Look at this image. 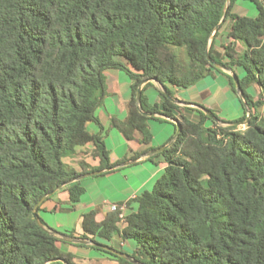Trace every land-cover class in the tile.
Segmentation results:
<instances>
[{
  "label": "trees",
  "instance_id": "obj_1",
  "mask_svg": "<svg viewBox=\"0 0 264 264\" xmlns=\"http://www.w3.org/2000/svg\"><path fill=\"white\" fill-rule=\"evenodd\" d=\"M245 1L256 6V18L233 13L237 0H0V264H76L57 246L64 234L40 218L41 228L33 211L62 185L56 193L68 191L73 210L85 188L70 181L119 169L96 115L110 69L132 80L127 119H112L126 140L140 132L149 144V121L161 120L139 111L137 92L146 80L143 112L178 121L181 134L159 154L167 166L152 191L116 205L101 222L97 211L85 214L82 235L65 236L95 244L133 239L138 249L132 257L140 264H264V0ZM226 22L232 42L217 49ZM237 42L245 46L241 53ZM171 46L186 49L187 65ZM208 56L245 72L238 78L240 97L253 114L244 131L219 126L230 122L205 108L192 120L191 109L172 100L170 86L187 89L223 73ZM153 80L164 87L162 104H149L145 95ZM231 85L237 92L232 77ZM251 86L257 97L247 92ZM247 117L248 111L236 122ZM90 122L101 131L89 133ZM90 144L100 166L70 168L65 159ZM133 202L137 209L121 218L120 207Z\"/></svg>",
  "mask_w": 264,
  "mask_h": 264
},
{
  "label": "crops",
  "instance_id": "obj_2",
  "mask_svg": "<svg viewBox=\"0 0 264 264\" xmlns=\"http://www.w3.org/2000/svg\"><path fill=\"white\" fill-rule=\"evenodd\" d=\"M245 2L247 1L237 0L233 7V13L240 16L256 18L258 16L256 6L251 2L256 8L254 9V7L249 6ZM223 28H225L224 33H221ZM223 28L216 38L215 44L217 49L222 46H228L232 42L228 37L229 22H226ZM236 49L241 53L245 50V46L242 42H237ZM238 70H241V68H235L234 72L237 74ZM234 72L224 70L223 73L214 72L208 77L215 79L217 82L210 85H207L205 83L206 81L201 80L196 85L187 89L172 86H170V89L173 91L174 99L178 105L191 109L188 110V115L192 120L199 121L198 111H204L203 108H205L216 111L219 114V119H222V121L235 122L245 116L247 108L240 94L232 88L231 77L233 78ZM125 74L124 71L118 69H110L106 72V84L109 82V89L107 87V90L115 93L114 95L116 97H113L109 91L111 96L106 100V104L96 112L101 125L104 127L102 135L104 136L107 149L110 153L111 163H120L118 164V170L128 169V172L124 174V186L115 189L114 194L109 195L101 190L100 182L102 181L83 183L86 178L80 180L81 185L85 188V193L81 196L80 201L75 205L73 210H71L72 204L68 191L64 190L55 193L40 206L38 215L49 228L58 233L64 235L74 233L76 237H80L83 233L82 221L85 214L95 210L97 211V221H103L111 211L113 205L125 204L144 192L150 191L148 188L151 183L150 189L153 190L155 183L162 177L165 171L167 164L163 155H159L160 153L155 154L158 156L153 160L148 159L152 156L147 157L146 155L151 151L161 149L169 144L177 131V125L174 120L160 115H156V117L161 118V120L151 119L149 121V128L152 134V140L149 144H143V135L140 132H135L134 140L128 141L116 128L112 127L113 118L124 121L129 114L128 104L132 98V80L129 75L126 74V76ZM152 83L153 85L145 92L148 102L151 105L162 104L164 102V97L162 96L165 92L164 87L157 81L153 80ZM146 84L142 85V90ZM254 91V96L257 97L259 91L255 87ZM90 123L87 125L89 133L97 134L101 131L99 125L89 129ZM155 124H159L162 127V133L164 135L160 138L156 135L155 129L157 125ZM94 149L95 147L91 144L78 148V153H82V156L77 158L81 161L80 163L85 162L90 167L100 166V159L93 156ZM137 154H141L140 158L133 159ZM125 159H128V161L121 163ZM65 162L67 161L65 160ZM78 166L75 169L81 171V165L79 164ZM108 173L107 171L101 175L92 177H99ZM132 177L140 181V184L133 187L130 181ZM136 209V202H133L130 208L122 206L120 207L122 212L121 216L123 217L125 214ZM129 240L133 239L123 240L121 237L116 236L112 240H104L102 243L132 256L137 251L138 244L137 242L132 243ZM77 243L67 237H61V241L57 242V246L63 253L73 255L76 264H122L118 258H115L111 254L93 248L92 244L82 243L83 245H78ZM124 248H129L131 253L125 252L123 250ZM60 262L64 263L63 261ZM48 264H59V262L53 261ZM129 264L133 263L130 262Z\"/></svg>",
  "mask_w": 264,
  "mask_h": 264
},
{
  "label": "rangeland",
  "instance_id": "obj_3",
  "mask_svg": "<svg viewBox=\"0 0 264 264\" xmlns=\"http://www.w3.org/2000/svg\"><path fill=\"white\" fill-rule=\"evenodd\" d=\"M245 3H247L249 6H251V7H254V9H256L255 8V6L251 3V2H245ZM224 30H225V28H223V30L221 31V33H224ZM171 49L173 50V52H175L176 53V55L178 56V58H179V60H180V62L183 64V65H187L188 63H189V58H188V54H187V51H186V49H184V48H179V47H174V46H171ZM125 72V71H124ZM126 73V72H125ZM127 74V73H126ZM125 74V75H126ZM128 75V74H127ZM126 75V76H127ZM237 77L239 78V79H242V78H244L245 77V72L241 69V70H238L237 71ZM202 81H206L205 83L207 84V85H210V84H212V83H215V82H217L215 79H213V78H209V77H207L206 79H204V80H202ZM107 87H108V89H109V82H107ZM110 91V90H109ZM109 91L107 90V95H106V97H105V99H104V102H103V105L102 106H104L105 104H106V100L108 99V97L109 96H111L110 95V93H112V95H113V97H116V95H114L115 93H113L112 91H110V93H109ZM247 92L249 93V94H251V95H255V91H254V87L253 86H251V87H249L248 89H247ZM101 106V107H102ZM228 108V107H227ZM215 114H216V116L218 117L219 116V114L216 112V111H214V110H212ZM260 113L261 114H264V109L263 108H261L260 110ZM98 117V116H97ZM219 118V117H218ZM222 120V119H221ZM236 122V121H235ZM245 122V121H244ZM244 122H242V123H244ZM155 125H157L156 126V129H155V131H156V135H157V137L158 138H160V137H162L163 135H164V133H162V127L159 125V124H155ZM163 125V124H162ZM212 125V123L209 121L208 123H207V126H211ZM98 126V124L96 123V122H91L90 123V125H89V129H91L92 127H97ZM219 126H222V127H228L229 125H226V124H221V123H219ZM100 127V126H99ZM102 127H103V125H102ZM239 129L240 130H242V131H244V130H246L247 129V125H245V124H240L239 126ZM103 129H104V127H103ZM80 148V147H79ZM82 156V153L81 152H77V154L76 155H74L73 157H69V158H66L65 160L67 161L66 162V164L70 167V168H78L79 166V164H81L80 162V160H78L77 158H79V157H81ZM79 162V163H78ZM110 162H111V157H110ZM78 164V165H77ZM112 164V163H111ZM128 172V169H126V168H124V169H121V170H114V171H111V172H109L108 174H105V175H103V176H99V177H90V178H86L85 180H84V182L83 183H89V182H91V181H102V182H100V188H101V190L103 191V192H105V193H107V194H109V195H113L114 194V192H115V189H117V188H122L123 186H124V174L125 173H127ZM130 181H131V184H132V186L133 187H135V186H137V185H139L140 184V181H138V180H136V179H134L133 177L130 179ZM151 185H152V183L150 184V187L148 188L150 191H152V189H150L151 188ZM148 189H146V190H148ZM130 242H132V243H136V241L135 240H129ZM111 245H113L112 243H111ZM125 252H128V253H131V251H130V249L129 248H124L123 249ZM123 252V251H122Z\"/></svg>",
  "mask_w": 264,
  "mask_h": 264
},
{
  "label": "water",
  "instance_id": "obj_4",
  "mask_svg": "<svg viewBox=\"0 0 264 264\" xmlns=\"http://www.w3.org/2000/svg\"><path fill=\"white\" fill-rule=\"evenodd\" d=\"M263 1V0H262ZM218 30V27L216 28V30L214 31V33ZM213 33V35H214ZM208 59L210 61V63L212 65H214V67H216L217 69H220V70H224V71H231L229 68L225 67V66H222L216 62H214L213 60L210 59V57L208 56ZM234 78V82L236 84V89H237V92L240 94L241 93V85H240V82H239V79L237 77V75L234 74L233 76ZM150 80H146L142 83L143 84H146L148 83ZM154 81H157V80H154ZM142 85L139 87L138 89V92H137V104H138V108H139V111L149 117H154L156 116L155 114H147L145 112H143L142 110V105H141V97H142ZM174 102L175 99H172ZM177 103V102H176ZM247 111H248V117H247V120L244 122V123H238V122H230V123H221V124H226V125H229V126H239L240 124H245V125H248L249 122H250V118L252 116V112L248 110L247 108ZM205 113L213 120H216L209 111L205 110ZM176 125H177V131H176V134L174 135L173 139L169 142L168 145H166L165 147L161 148V149H158V150H154V151H151L149 152L146 156L149 157V156H153L155 154H159V153H162L164 152L166 149H168L170 146L173 145V143L178 139V137L180 136L181 134V130H182V126L181 124L178 122V121H175ZM220 123V122H219ZM129 164V163H128ZM109 171V169H105V170H101V171H98V172H93V173H88V174H85V175H82L80 177H78L77 179L75 180H72L70 181L69 183H72V182H76V181H80V180H83L85 178H88V177H92V176H97V175H101L103 174L104 172H107ZM64 185L58 187L55 191H52L51 193H49L48 195H46L39 203L38 205L35 207L34 211H33V216H34V219L35 221L38 223V225L43 228V229H46L44 224L42 223V221L40 220V217L38 215V208L44 203V201H46L48 198L52 197L58 190H60ZM50 233H53V231H49ZM61 237L63 238H66L65 235H62ZM75 242H78V243H84V244H92V245H97L98 247H100L101 249L103 250H106L110 253H113L115 255H117L118 257H121L133 264H140L138 263L132 256L122 252V251H119L117 249H115L114 247H110L108 245H104V244H95L93 241L91 240H82V239H78V240H73ZM56 262L58 261H63L65 264H67L64 260L62 259H58V260H55ZM54 261V262H55Z\"/></svg>",
  "mask_w": 264,
  "mask_h": 264
},
{
  "label": "built area",
  "instance_id": "obj_5",
  "mask_svg": "<svg viewBox=\"0 0 264 264\" xmlns=\"http://www.w3.org/2000/svg\"><path fill=\"white\" fill-rule=\"evenodd\" d=\"M112 210H113V211L117 210V206H116V205H113V206H112ZM121 217H122V216H121Z\"/></svg>",
  "mask_w": 264,
  "mask_h": 264
}]
</instances>
